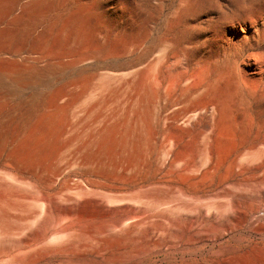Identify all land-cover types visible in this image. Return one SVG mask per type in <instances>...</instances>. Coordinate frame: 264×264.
Returning <instances> with one entry per match:
<instances>
[{
	"label": "rangeland",
	"instance_id": "374dc122",
	"mask_svg": "<svg viewBox=\"0 0 264 264\" xmlns=\"http://www.w3.org/2000/svg\"><path fill=\"white\" fill-rule=\"evenodd\" d=\"M10 3L0 0V264H264V130L248 125L221 152L208 129L153 106L151 87L173 56L254 72L258 54L261 97L264 0H45L32 34L4 14ZM48 63L67 68L36 83L6 75ZM31 136L49 148L34 156ZM221 157L232 175L212 170Z\"/></svg>",
	"mask_w": 264,
	"mask_h": 264
},
{
	"label": "bare ground",
	"instance_id": "6f19581e",
	"mask_svg": "<svg viewBox=\"0 0 264 264\" xmlns=\"http://www.w3.org/2000/svg\"><path fill=\"white\" fill-rule=\"evenodd\" d=\"M44 4L45 0H11L4 14L11 16L14 23H26L27 33L32 34L40 25V18L38 17L44 13ZM17 9L22 10H20L22 12L21 16L14 15ZM170 53L164 54L167 63L172 59V56H169ZM179 56H173V59L176 60L173 63H168L163 72H158L153 76L151 83L153 106L161 104L160 108L165 111L171 109L172 115L179 116L183 114L184 123L190 124L194 131L201 132V128L208 129L207 143L214 140L215 147L221 152L224 148L222 141L235 142L243 140L244 138L237 137L236 133L244 130L248 125L255 127L257 133L264 130V93L261 94V97L256 96L261 86L259 84L261 78L255 79V76L263 74V66L258 61V54L251 56V60L254 61L253 65L258 70L254 72L235 69L224 65L219 60H208L210 67L202 70L199 66L201 63L199 59L193 64L188 58L184 61L179 60ZM193 65L195 68H193ZM65 68L67 67H59L48 63L40 68L30 66L22 70L9 72L6 75L18 84L21 81L36 83V80H40L45 73L60 71ZM195 71L198 74L195 75ZM262 91H264V88H262ZM35 96L39 97L34 95L33 99L28 101L30 110H33L35 104L39 102V98ZM146 116L147 114L139 118L138 129ZM51 117L53 121L62 118L55 112ZM242 117L249 118L246 126ZM47 140L41 142L37 137L31 136L26 147L31 154L36 156L49 148L50 144L47 142L50 140ZM1 143L3 145L5 140H2ZM213 145L214 142L212 141L211 148H213ZM220 160L212 170L215 171L218 168V170L222 169L223 174L232 175L236 169L235 161H231L227 165L222 157ZM262 166H264V163ZM260 169L259 167L256 171H260Z\"/></svg>",
	"mask_w": 264,
	"mask_h": 264
},
{
	"label": "built area",
	"instance_id": "2783aa9c",
	"mask_svg": "<svg viewBox=\"0 0 264 264\" xmlns=\"http://www.w3.org/2000/svg\"><path fill=\"white\" fill-rule=\"evenodd\" d=\"M261 216H264V212H263V213H261Z\"/></svg>",
	"mask_w": 264,
	"mask_h": 264
}]
</instances>
